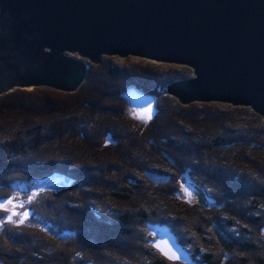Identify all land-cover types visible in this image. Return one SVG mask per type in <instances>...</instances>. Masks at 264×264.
<instances>
[{
    "label": "trees",
    "instance_id": "1",
    "mask_svg": "<svg viewBox=\"0 0 264 264\" xmlns=\"http://www.w3.org/2000/svg\"><path fill=\"white\" fill-rule=\"evenodd\" d=\"M96 67L89 65L87 75L93 77L90 70ZM102 76L101 85L88 80L92 86L87 93L85 88L75 94L34 89L0 96V199H14L17 184L66 178L70 196L54 190L47 202L53 225L76 237L62 244L38 229L18 226V207L12 211L4 206L0 221L7 224L0 231V264H77L81 256L86 257L85 264H177L156 253L147 236L142 244L132 236L134 227L140 239L144 227L155 224L166 225L188 246L191 257L201 255L205 264H264L262 119L249 108L229 106L237 118L211 116L210 111L205 116L202 107H183L163 96L169 83L192 77L186 67L163 70L115 63ZM130 89L158 98V118L145 129L126 111L122 95ZM186 111L207 122L202 134L207 141L193 140L196 135L189 128L197 122L186 125V118L191 119V114L183 117ZM102 113L112 116L111 121L101 120ZM240 115L250 116L255 125L249 124L250 119L240 122ZM76 141L84 150L75 146ZM129 141L134 151L127 149V159L121 163L112 153L119 155L115 151L124 150ZM153 145H158V152H152ZM234 146L258 149L246 162L250 166L254 162L255 171L216 160L218 149L225 155ZM145 172L165 181L154 184ZM182 182L213 198L222 210L232 209L233 204L236 210L228 216L182 201L178 197ZM88 200L94 205H86ZM109 202L115 211L107 214L104 203ZM117 203L133 210L121 211ZM219 234L227 241H221ZM180 236L189 237L188 244Z\"/></svg>",
    "mask_w": 264,
    "mask_h": 264
},
{
    "label": "water",
    "instance_id": "2",
    "mask_svg": "<svg viewBox=\"0 0 264 264\" xmlns=\"http://www.w3.org/2000/svg\"><path fill=\"white\" fill-rule=\"evenodd\" d=\"M105 56L188 67L165 88L180 104L248 107L264 122V0H0V95L73 93ZM132 102L140 120L154 117L151 96ZM153 233L163 257L190 263L166 225Z\"/></svg>",
    "mask_w": 264,
    "mask_h": 264
},
{
    "label": "rangeland",
    "instance_id": "3",
    "mask_svg": "<svg viewBox=\"0 0 264 264\" xmlns=\"http://www.w3.org/2000/svg\"><path fill=\"white\" fill-rule=\"evenodd\" d=\"M73 57L78 58L77 56H73ZM115 63H121L122 65H126L128 63H131V64H136V65L146 66V67L151 68V69H158L159 68V69H163V70H165L167 68L169 69L171 67H184V66H179V65L160 64V63H156V62L149 61V60H146V59H142V58H139V57H131L130 56V57L122 59V58H118V57H106L105 56V57H102L101 62L98 65H95V66H98V67H96L95 69L90 70L91 73L93 72V77H91V74H90V76L86 74L84 81L81 83L80 87L75 92H73V93H65V92H60V91H56V90H53V89H50V90L55 91V92H59V93H63V94H75L79 90H82L83 88H85L86 90H84V93L85 92L87 93V88L92 86L91 85L92 83L90 81H88V80H92V79L96 80V81H98L97 83H99V85H101L100 83H102L101 80L103 79V76H102L103 72L105 73L109 69V67L112 64L114 65ZM89 65H93V64L88 63V66ZM186 68H188V67H186ZM88 70H89V68L87 69V72H88ZM192 76H193V73H192ZM178 81H180V80H178ZM34 89H49V88L39 87V88H33V89H15V90H12L11 92L7 93V94H10V93H12V92H14L16 90L33 91ZM113 92L114 91H111V94H113ZM135 93L140 94L139 91H136L134 89H130L128 91L126 90L124 92V94L122 96H123V100L125 101V108H126V111H127V109L130 111L133 122L134 123L137 122V123L143 124L142 125L143 129H145V127H147L150 122H153L154 120H156L158 118V98L154 94H144V95H149V96H151L153 98L154 108H155L156 112H155V115H154V117L152 119H150L148 121L140 120L138 118V116H137V111L134 108L133 102H132ZM7 94L0 95V96H5ZM163 94H164L163 96L172 97V96L168 95L165 90H164ZM115 97L117 98V96H115ZM172 98H174V97H172ZM176 101L178 102V100H176ZM104 103H108V102L104 101ZM180 105L183 106V107H188V106H191V105H194V107H198V108L202 107L205 110V112H207V114L205 116H208L209 115L208 112L210 111V115L211 116H214V114H216V116H218L219 118H223V119L229 118L231 115L234 118L238 117V115L232 114L229 111V107H232V108H248V107H241V106H231L230 104L218 103V102H193V103H190V104H187V105H182V104H180ZM227 106H229V107H227ZM207 107L208 108L212 107V108H210V110H208ZM118 112H121V111L118 110ZM190 114H191V116H189V117H191V119L190 118H186V116H188ZM194 114H196V112H192V111L188 112V111H186V113H184V116L182 115L183 117H185L187 119V121H185V124L187 125L191 121H196L197 125L195 126V124H194L193 126H191L189 128L190 129L189 131L191 132V134L192 135H196L195 138H193V140L197 141L199 143H200V139H202V141H207V138H204V136H202V134H203V132H204V130L206 128L207 122L200 121L199 120L200 115L196 116ZM245 114H246V112H245ZM254 114L259 116L256 113H254ZM174 116H177V115H173L172 118H175ZM99 118L101 120H103V121H107V120L111 121L112 116L105 115V113H102V115L99 114ZM201 119H203V118H201ZM241 119H242V121H240V122H242V123H244V122H246V121H248L250 119V123L249 124H251V126L255 125V123H252V119H251L250 116L244 117V118H242V116H241ZM231 121L232 120H230V122ZM262 123L264 124V122H262ZM218 131L220 132L221 130L218 129ZM139 134H141V132ZM150 136L154 137L153 135H150ZM80 139L83 140L82 138H80ZM131 142L129 141L126 144L124 150L115 151V152H118V153L121 152L119 155L115 154L114 152L112 153L115 156L116 159L118 157V159L121 160V163L124 161L122 159H127V156H128L127 155L128 152L126 154L127 149H129L130 152H131V149H132L131 148V145H132ZM75 146L79 147V148H82V150H84V146H83L82 143H79V142L76 141L75 142ZM153 146H154V150L152 152H158V149L156 148V147H158V145H156V146L153 145ZM238 147L234 146L232 148V152H229V153H227L225 155H223L221 153V150H223V149H218L217 150V154H215L216 155V160L218 162H220V163H222L224 165L230 166V167H232V165H237L238 164L237 166L241 167L242 169L243 168L245 170L251 169V171H255L256 168H255L254 162L251 163V166L249 164H247L246 162H250L252 160L250 158L251 154L255 153V151L258 150V149H254V148L250 149V148H247L246 146L245 147L238 146ZM93 155L97 156L96 154H93ZM217 157L219 158V160H218ZM230 159H232L233 161L230 160ZM244 160H246V161H244ZM232 168H234V167H232ZM144 177L148 181H150V182H152L154 184H160V183L165 181V179L158 177L156 174L148 173V172L144 173ZM178 187H179L178 197L182 201L187 202L189 204H195V203L199 204L201 206V208L206 210V212L211 211L210 210L211 208H213L215 211H217V209L222 210L221 207H218V204L215 205V200L213 198L208 197L207 194H206V196H204L203 193L199 192L191 183L182 182ZM68 188H69V182H68V180L66 178H63V177H52V178H47V179L40 180V181L29 182V183H24V184H17V185H14V191H15V194H16L14 199H9V198L0 199V203H3V202L7 201L8 203H5L4 206L8 207V209L12 210V211L17 208V205H14V204L10 205L9 203L11 201H13V203H15V202L16 203H23L24 204L23 209L20 210L19 215L15 218V222L16 223L20 221V224H17L18 226H22V227H25V228L38 229L41 232L45 233L48 237L56 239V240L60 241L62 244H64V243L68 244L69 242L74 241L76 237L73 236V235L71 236L70 233H67L69 235L64 234L63 233L64 231L60 230L57 226L53 225L54 223L52 221L53 220V214H52L51 205L49 204V202H47L50 193L52 191H54V190L55 191H60L61 193H63V196L64 195L65 196H67V195L70 196V194H68L69 193L68 192ZM83 189L86 190V188H83ZM213 190L216 191L215 189H213ZM18 195H19V198H17ZM29 197H31V199H29ZM89 202H90L89 200L86 201V205H91V206L94 205V204H91V202H90V204H88ZM104 204L105 205L108 204L107 205L108 209H107V211H105L107 214L108 213H112V212L115 211V209H112L113 208V202L104 203ZM117 204L119 206L118 209H121V211L133 210V208L129 207L128 204H125V205L124 204H119V203H117ZM96 206H98V205L96 204ZM233 208H235L234 204L232 206V209H230L228 211L223 209L219 213L220 214L223 213L224 215L226 213L228 216L232 215L234 210H236V209H233ZM26 211H28V212H26ZM3 224L6 225L7 222L6 221H0V231H2V229H4L5 225H3ZM209 225L211 227H213L214 229L216 227V225H214L212 222ZM144 228H145V231H144V234L142 236L143 238L139 239L138 232H137L138 228H136V227H134L135 233H132L134 231L131 232L132 236L136 237L137 241L140 242L141 244L143 243L145 236H147V239H149V242L151 244L150 247L156 253H158L161 257H163L161 255V253L157 249H155L153 247V245H152L153 240L157 239V236L153 233V226L149 225V227H147V228L144 227ZM90 230H91V228L89 227V228H86L85 231L87 232V234H90ZM168 231L174 236V238H175L176 242L179 244V246L188 253V257H189L190 263H187V264H202V263L205 264L203 262L204 261V257H201V255H198V256H195V257L192 258L191 255H190L191 253L189 251L188 246L182 245L172 230H170L168 228ZM217 233H219V230H217ZM113 236H115V234ZM114 239H115V237H114ZM180 239L183 241V243L188 244L189 237L180 236ZM219 239L221 241H223V242L227 241L226 237H224L222 234H219ZM202 250H204V249L202 248ZM79 256H81V255H79ZM83 258L86 259L85 256H81V259L80 260H76V263L77 264H85L86 262H85V260ZM163 258L166 261L171 262V261L167 260L165 257H163ZM174 263H176V261ZM177 264H186V263L177 262Z\"/></svg>",
    "mask_w": 264,
    "mask_h": 264
},
{
    "label": "snow or ice",
    "instance_id": "4",
    "mask_svg": "<svg viewBox=\"0 0 264 264\" xmlns=\"http://www.w3.org/2000/svg\"><path fill=\"white\" fill-rule=\"evenodd\" d=\"M29 199H31V197H29ZM5 203H8L7 201L6 202H3V203H0V210H4V205ZM14 214V213H13ZM26 215V214H25ZM157 248H159V244L155 245ZM162 251V253L164 255H166L169 259H175V255L174 254H171V250L169 249L167 252H165L163 249H160Z\"/></svg>",
    "mask_w": 264,
    "mask_h": 264
},
{
    "label": "flooded vegetation",
    "instance_id": "5",
    "mask_svg": "<svg viewBox=\"0 0 264 264\" xmlns=\"http://www.w3.org/2000/svg\"><path fill=\"white\" fill-rule=\"evenodd\" d=\"M17 207H18V209L16 210V212H15V213H17V212H20V210H22V209H23V207H24V204H23V203H19V204H17Z\"/></svg>",
    "mask_w": 264,
    "mask_h": 264
}]
</instances>
